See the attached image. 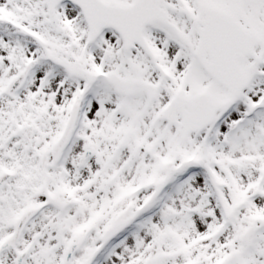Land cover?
<instances>
[{
    "label": "snow or ice",
    "instance_id": "obj_1",
    "mask_svg": "<svg viewBox=\"0 0 264 264\" xmlns=\"http://www.w3.org/2000/svg\"><path fill=\"white\" fill-rule=\"evenodd\" d=\"M0 264H264V0H0Z\"/></svg>",
    "mask_w": 264,
    "mask_h": 264
}]
</instances>
